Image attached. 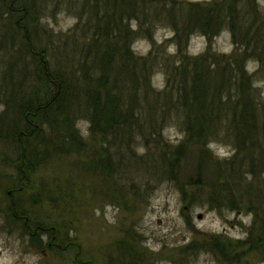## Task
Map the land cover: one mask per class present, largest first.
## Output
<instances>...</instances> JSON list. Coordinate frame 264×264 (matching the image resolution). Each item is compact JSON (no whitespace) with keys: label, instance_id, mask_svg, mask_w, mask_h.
<instances>
[{"label":"trees","instance_id":"trees-1","mask_svg":"<svg viewBox=\"0 0 264 264\" xmlns=\"http://www.w3.org/2000/svg\"><path fill=\"white\" fill-rule=\"evenodd\" d=\"M73 1L67 0L68 5ZM79 1L83 12L78 19L88 26L85 37L91 48H79V38L71 31L60 38L44 30L40 38L38 12L44 6L36 0H0L5 9L0 18L9 24L11 33L5 47L13 52L19 46L21 52L2 69L6 77L1 78L0 105L12 116L0 121V141L14 147L17 166L11 180L1 174L0 186L15 188L20 197V188L31 182L36 163L53 150L58 139L71 153L83 150L76 132L63 137L54 129L84 118L91 133L101 136L102 145L122 151L118 160L112 151L100 148L104 152L103 158L97 157L99 166L108 176L128 171L130 145L140 143L146 152L139 156V163L152 154L147 166L152 164L157 177L176 182L187 206L226 207L234 212L246 207L257 225L256 236H264L260 201L264 196V105L253 88L252 76L245 75L238 57L208 54L190 59L184 50L192 35L200 32L213 37L225 28L232 33L235 46L246 53L253 49L245 31L251 24L235 0L213 1L209 7L179 0ZM129 21L139 29L161 24L173 33L176 52L160 66L166 78L161 91H154L150 84L155 65L134 57L127 46L133 38L126 27ZM260 25L264 34V23ZM60 41L62 48L72 42L78 52L70 58L57 54L52 47ZM6 53L1 52L0 59L10 60ZM68 62L71 66L66 69ZM194 67H201L199 75L190 73ZM173 77H182L184 82L174 87ZM173 113L182 120L185 139L175 148L162 136V126ZM221 120L226 124H217ZM45 125L48 136L42 132ZM220 125L226 126L233 151L231 161L223 166L215 163L206 148L218 137ZM187 146L195 150L183 154Z\"/></svg>","mask_w":264,"mask_h":264},{"label":"rangeland","instance_id":"rangeland-1","mask_svg":"<svg viewBox=\"0 0 264 264\" xmlns=\"http://www.w3.org/2000/svg\"><path fill=\"white\" fill-rule=\"evenodd\" d=\"M36 1L44 6L38 12L40 38L44 37V30L60 38L71 31L79 38V48H91L85 37L88 26L78 19V13L83 12L79 0L71 5L67 0ZM179 1L205 7L213 6V1L221 3V0ZM235 3L251 24L245 31L253 49L246 53L235 46L232 33L225 28L213 37L198 31L188 39L184 50L190 59L208 54L238 57L245 75L252 76L253 88L264 105V34L260 25L264 23V0H235ZM4 10L0 6V13ZM2 18L0 53L7 50L10 60L0 59V83L4 76L2 69L21 54L19 46L13 52L5 47L6 36L9 40L11 33ZM126 27L133 37L127 45L130 52L155 65L149 76L150 84L156 92L163 90L166 78L160 66L176 52L172 31L161 24L139 29L134 21L126 22ZM255 47L258 49L254 50ZM52 49L67 58L78 52L72 42L66 48H62L61 41L54 43ZM59 64L62 69L63 64ZM69 66L71 62L66 69ZM201 71V67H194L190 73L199 75ZM182 82V77L170 81L174 87ZM11 116V111L0 105V121ZM180 122L181 118L173 113L162 126V136L174 148L185 140ZM219 123L226 124L223 120ZM219 127L218 137L206 148L215 163L223 166L231 161L233 151L226 126ZM54 131L63 137L76 132L85 147L71 153L69 146L58 139L53 150L36 163L31 182L20 188V197L15 188L0 186V264H264V236H256L257 225L246 207L234 212L226 207L187 206L177 183L157 177L158 173H152V164L147 166L152 154L141 158L142 165L139 163V156L143 157L146 149L136 142L130 145L128 171L124 175L123 171L122 176H108L100 169L97 157L103 158L108 149L119 160L122 151L113 145H102L101 136L91 133L84 118ZM42 132L49 135L48 125ZM187 147L183 154L195 150ZM16 166L14 147L0 141V176L11 180L16 175ZM260 201L264 209V196ZM14 207L20 215L14 214L17 213ZM253 235L255 239L251 242Z\"/></svg>","mask_w":264,"mask_h":264}]
</instances>
